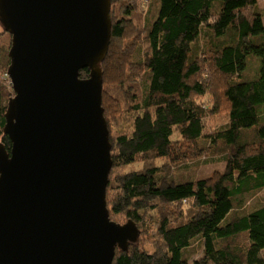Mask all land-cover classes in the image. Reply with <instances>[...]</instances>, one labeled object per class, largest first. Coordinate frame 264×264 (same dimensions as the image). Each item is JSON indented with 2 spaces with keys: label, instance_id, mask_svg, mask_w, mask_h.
Segmentation results:
<instances>
[{
  "label": "trees",
  "instance_id": "1",
  "mask_svg": "<svg viewBox=\"0 0 264 264\" xmlns=\"http://www.w3.org/2000/svg\"><path fill=\"white\" fill-rule=\"evenodd\" d=\"M136 1L111 0L102 64L113 160L107 206L112 221L131 220L141 230L127 251L116 249L113 264H264V9L258 0H157L135 21ZM130 20L143 21L142 32L122 41ZM203 31L205 46L191 57ZM250 56L260 59V70L245 79ZM9 65L8 50L0 48V143L8 150ZM214 74L222 83L210 100ZM223 113L226 122L208 128ZM193 145L213 148L223 169L209 178H175L174 165L193 157ZM136 163L141 167L130 169ZM197 241L201 255L191 262Z\"/></svg>",
  "mask_w": 264,
  "mask_h": 264
},
{
  "label": "water",
  "instance_id": "2",
  "mask_svg": "<svg viewBox=\"0 0 264 264\" xmlns=\"http://www.w3.org/2000/svg\"><path fill=\"white\" fill-rule=\"evenodd\" d=\"M110 13L111 0H0L14 93L11 147L0 143V264H113L140 239L134 221L111 220L106 200Z\"/></svg>",
  "mask_w": 264,
  "mask_h": 264
},
{
  "label": "rangeland",
  "instance_id": "3",
  "mask_svg": "<svg viewBox=\"0 0 264 264\" xmlns=\"http://www.w3.org/2000/svg\"><path fill=\"white\" fill-rule=\"evenodd\" d=\"M258 2L261 8L264 9V0H258ZM136 4L139 5L140 9H139V13H137L136 16L133 17V20L140 21L146 14L145 12H147V10L156 9L157 0H137ZM215 5H217V3H215ZM133 20H130L128 22V30L126 33V37L122 39V41L124 40L131 41L134 39V37L137 34L142 32L141 25H144L143 21H141L140 24L136 26ZM3 32L4 31L0 25V33H2L0 37V48H6V50H9L11 46V36L8 33L5 32L6 33L5 34ZM204 38H205V31H203V34L199 42H194L192 44L193 51H192L191 57L195 54L196 51L199 54L201 50L204 48L205 46ZM209 38H211L212 40L215 39V40L223 41L226 38V36L224 35L219 38L218 37H213V38L209 37ZM248 60H249V63L251 62V64L248 66L247 70L245 71L244 78L253 79L259 74L260 59L256 56H250ZM202 61H206L208 65H213V62L211 60L208 61L207 58L203 59ZM209 82L213 87V91L212 93H210V100H213L215 96L214 94L221 88L222 80L218 78L217 76H215L214 74L213 79ZM211 105H212V102H211ZM226 120H227V115H225L224 113L222 115L218 114V115L212 116V118L207 121L208 128L213 129L215 127H218L222 123H225ZM185 144H188V142H186ZM189 148H191L190 151L193 153L192 155L193 157L185 161L182 164L174 165L175 170L174 172H172V174L174 175L175 178L177 179L197 178V177H201V178L208 177L209 178L214 175L215 173L214 170L223 169V164L221 165L219 163L220 159L219 158L213 159L212 157L214 155L213 148H208L205 151H200L196 145L187 147V149ZM159 164H162V161H159ZM140 167H141V164L136 163L134 166H131L130 169H138ZM262 195H263L262 193L257 194L254 197V200L259 199ZM252 202L253 201H251V203L247 205L248 210H251L253 208V207H250L252 205ZM182 207L186 211L190 207V205L188 203H185L182 205ZM150 233H152L153 239L156 240V234L154 233V229H150ZM149 240H151L149 236L143 235L142 242L146 245L149 251H153L154 245H152V243H149ZM192 247H193L192 250L194 251L197 250V251H195V254L192 257L191 262H193L194 260L200 257L201 255L200 249L202 248L201 242L199 241L193 242ZM263 255H264V251H263Z\"/></svg>",
  "mask_w": 264,
  "mask_h": 264
}]
</instances>
